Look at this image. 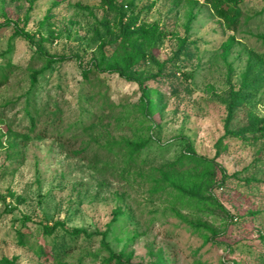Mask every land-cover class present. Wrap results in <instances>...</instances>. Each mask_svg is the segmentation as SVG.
I'll list each match as a JSON object with an SVG mask.
<instances>
[{
  "label": "rangeland",
  "instance_id": "374dc122",
  "mask_svg": "<svg viewBox=\"0 0 264 264\" xmlns=\"http://www.w3.org/2000/svg\"><path fill=\"white\" fill-rule=\"evenodd\" d=\"M116 1L134 28L153 34L157 59L124 75L101 63L118 29L100 0H0L8 73L0 256L15 264H264V135H226L227 124L264 118V81L226 118L247 66L264 76V0L238 4L235 29L204 0ZM181 38L187 49L177 56ZM49 55L56 60L45 66ZM92 60L102 67L85 79ZM128 142L140 144L138 164L122 173ZM182 152L211 161L166 171ZM72 228L85 239L56 260V246L74 244Z\"/></svg>",
  "mask_w": 264,
  "mask_h": 264
},
{
  "label": "trees",
  "instance_id": "16d2710c",
  "mask_svg": "<svg viewBox=\"0 0 264 264\" xmlns=\"http://www.w3.org/2000/svg\"><path fill=\"white\" fill-rule=\"evenodd\" d=\"M211 9L214 11L215 15L223 21V23L231 29H235L238 16L240 15V9L238 7V4L242 0H204ZM101 4L103 5L106 10L114 11L116 13V27L118 29V34L115 36L112 47L114 48V51L110 56H108L106 59L102 58L101 63L106 65L105 69H108L109 71L115 72L120 75H124V72L128 71L132 66H135L137 68L140 67V65H144L148 62H157V59L153 54L151 53V50L149 49L150 40L153 38V34L149 35V30L144 29L143 27H136L134 28L133 24L135 23V17L129 16V18L126 17L125 10L123 9V6H118V2L116 0H100ZM107 34L111 33V30H109V25L106 23H103L101 25ZM143 32H147V34L142 35ZM99 34L100 32L97 31ZM117 33V32H116ZM148 38V40H145V38ZM111 44L112 42H108ZM106 44V45H109ZM103 45H100L98 47L99 52L101 51V56L106 57L105 52L103 51ZM105 45V47H106ZM187 49V41L185 38L179 39V44L176 49L175 54L179 56L181 53H184ZM58 60L64 59L63 57L57 58ZM54 56H45V66H49V63L55 62ZM92 67H87L83 70V76L85 79H91L92 77H95L96 73L99 72L100 66L94 60H92ZM102 67V66H101ZM253 65H248L247 70L242 74V81L238 87L237 90H231L229 93V100L227 102V121L233 116L234 112L238 110L240 106L244 103V100L249 96L247 91L257 88L260 84V81H264V76L260 74H249L251 71ZM264 75V73H262ZM37 73L33 72L31 74V78L33 80L36 79ZM8 77L7 71L0 68V86H2ZM156 91V90H155ZM157 92V91H156ZM105 97V96H104ZM108 99L105 97L103 100H101L102 105L107 103ZM148 106V104L146 103ZM140 112L142 114L147 113L146 107L140 106ZM30 121H34V118L30 115ZM228 124L226 126V135L232 136L236 138L241 139H247L249 138V135L252 137H261L264 135V118H258L253 115H248L247 117V123L243 126H239L236 129H229ZM30 130L34 131V127L31 126ZM140 144L128 142V147L126 149L127 152V158L124 163V168L122 170V173H125L128 171L132 165L138 164V157H139V150ZM211 160L208 158H205L203 156L196 155L195 153H185L182 152L174 161H172L170 164L166 165V171L173 172L175 169L186 166V165H193V164H208ZM264 164V161L262 162ZM160 177H165L166 173L161 172ZM223 182L225 181V175H222ZM213 204L217 207L223 209V206L218 202L217 200H213ZM44 231L47 234H51L52 229L48 228L47 226H44ZM69 234L74 238V244L72 246L70 245H61L56 246V248L53 249L52 257L58 260L59 258L66 256L68 253H70L73 249H75L77 246V240L79 238L85 239L84 236H82L84 233L79 228H72ZM23 238L22 234H19V241L21 242ZM40 249V248H39ZM40 255H45L42 249H40ZM264 261V257L261 256ZM0 264H15L14 258H7L5 256H0Z\"/></svg>",
  "mask_w": 264,
  "mask_h": 264
}]
</instances>
